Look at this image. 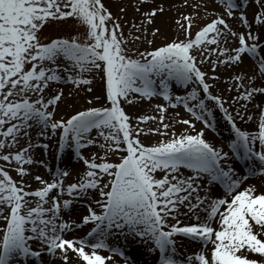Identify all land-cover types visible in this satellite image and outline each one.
Listing matches in <instances>:
<instances>
[{
    "label": "snow or ice",
    "instance_id": "1",
    "mask_svg": "<svg viewBox=\"0 0 264 264\" xmlns=\"http://www.w3.org/2000/svg\"><path fill=\"white\" fill-rule=\"evenodd\" d=\"M144 2L137 0L135 11L140 12ZM208 2L216 0L191 5L214 17L198 27L194 36L196 11L181 15L187 22L180 25L186 39L174 38L150 51L133 47L134 55H129L121 18L113 16L102 0H0V161L6 162L0 165V264H44L42 254L69 264V253L78 264H106L113 254L123 264H139L117 242L129 246L130 240L143 245L141 255L154 257L153 264H264V192L255 184L241 187L250 177H264V0H251L257 6L251 19L250 0H242L243 7L235 0H219L224 15L215 9L209 12ZM163 11L161 5L141 16L146 23H154L157 12ZM68 18L85 31L55 38L42 34L50 21ZM229 19L245 30H236ZM131 26L140 30L138 24ZM159 31L155 28L152 34ZM245 54L253 61L250 72L241 70L228 78L236 82L228 84L236 95H214L213 82L221 79L218 66L239 68ZM205 61L211 75L199 66ZM97 81L102 85L103 105L56 117L64 89L49 92L53 85L71 84L74 90L91 93ZM170 81L183 85V94L173 92ZM132 93L139 97H131ZM157 95L168 106L182 105L194 119L180 122L193 129L195 121H201L215 130L213 108H218L233 134L228 147L244 163V174L228 163L229 152L205 139L204 128L194 134L186 129L180 135L173 130L168 139L142 142V133L168 135L161 131L171 127L163 122L167 106L157 105L160 125L144 129L141 121L157 118L141 115L133 125L121 101ZM100 99L95 95L87 103ZM206 101L214 104L210 107ZM237 121L253 122L256 127L244 130ZM57 136L53 158L59 159L71 148L86 166L83 173H75L73 182L65 183L71 174L68 169L56 167L49 181L25 166L49 170L48 160L37 156L35 149L49 154L52 145L44 141ZM90 145H98L103 154L85 156L81 149ZM121 151L126 154L118 161L107 158ZM7 165L18 180L6 170ZM158 171L163 175L158 177ZM25 177L42 186L32 189ZM215 184L222 187V195L213 194ZM76 203L86 211L74 218ZM181 217L194 222L183 223ZM87 225L91 227L83 236L66 238L68 232ZM183 240L201 247L181 258ZM101 249L109 256L101 254Z\"/></svg>",
    "mask_w": 264,
    "mask_h": 264
},
{
    "label": "rangeland",
    "instance_id": "2",
    "mask_svg": "<svg viewBox=\"0 0 264 264\" xmlns=\"http://www.w3.org/2000/svg\"><path fill=\"white\" fill-rule=\"evenodd\" d=\"M102 2L105 3V5L108 7L109 11H111L113 13V16H118L121 18L119 22L122 25L123 36L126 37L128 40V47H129V53L128 54L129 55H134V53L131 51V48H133V47L136 48L138 51H143V50H149L150 51L151 49L158 47V46H161L162 44L167 43L174 38H178L180 40L186 39L184 29L180 26V25L187 26V22L184 21L183 19H181L182 14L183 15H190L193 11L199 12V16L193 17L195 23L191 27L192 36L195 35V32L198 30V27L203 26L204 24L208 23L212 18H214L212 15H206L203 8L193 9L191 7V5H193V4L203 3L200 0H188L187 4H185L183 2V0H154V2H153L154 7L162 5L163 8L172 7V6L175 8V15L173 16V26L170 28V32L156 36L153 34L149 35L148 33H145L144 28H142V27H140V30L137 31L134 27L131 26L133 24H136V22L130 18V11L133 9L132 4L127 5L125 3V0H102ZM235 2L240 3L242 7L244 6L242 4V0H235ZM215 4H216V7L219 8L220 12L222 14H224L223 5H221L219 3V0H216ZM121 7L124 8L123 12L120 11ZM256 8H257V6L254 3H251V0H250L249 5L247 6L248 16L250 15V13H253V11ZM125 21H128V23H125ZM84 31H85L84 26L78 25L74 19L68 18V19H64V20L50 21L49 23H47L45 25L42 34L49 37V38H55L57 36H71L73 34H76L77 32L83 33ZM136 36H140L141 38L139 40H136L135 43H133L132 41L135 39ZM148 40H152V43L149 44ZM209 47H215V45H209ZM192 51L195 54L197 50L193 49ZM214 57L216 58L215 54H213V56L211 58L213 59ZM197 59L198 60L200 59L199 55H197ZM56 87H62L64 89V99L61 102H59V107L56 111V117L57 118H59V117H65L66 118V116L68 114H71L74 110H82L83 108L88 107V106H97V105H103L104 104V97L101 93L102 85H101V82H99V81H97L92 86L93 92H91V93H85L84 91L74 90V88L71 84L53 85V88L49 89L48 91L51 92ZM170 87H171V90L173 92H176L178 94H183V90H184L183 85H179L175 81H170ZM157 88H158V81H157ZM69 91H73V93H74L73 97H69L67 95V93ZM77 91H78V94H76ZM95 95H100L101 99L99 101L93 100V104L89 105L87 103L88 100H86V98L88 96H95ZM130 95H131V97H139V94H137V93H132ZM29 96L32 98H35L32 93H29ZM154 100H163L164 102L162 104L163 105L165 104V100L163 99L162 96H159V95L153 96L149 100H146L145 98L133 99L131 103H128V102H125L122 100L121 104H122V107L124 108L125 112L127 113V109L130 107V105L132 103H134V102H139V103L145 102L144 107H146L147 109L149 107L153 108L152 111L149 110L151 113L150 117H156L157 119H149L148 121H146L143 128L144 129L157 128L161 122L158 119L159 116L155 113L154 110L158 109L157 105H162V104L159 101H154ZM152 101H154L152 104L146 103V102H152ZM206 103H208V105L210 107L214 104V102H212V101H206ZM63 105H65V107H68V108L63 107ZM173 109H174V112L176 114L178 113L180 117H186V118L190 117L191 119H194L183 108L182 105H179ZM65 110H66V112H65ZM141 111H147V110H141ZM130 118H131V123L133 125H135L134 124V117L133 118L130 117ZM216 118L218 119L217 111H216V108H213V120H214L215 125H216ZM195 122H197V121H195ZM199 123H202V122L199 121ZM200 125H201L200 127L204 128L205 131L208 134H210L219 145H221L223 148H225V150L227 152H229V155L233 156L231 150L228 147L227 142L224 140V137L222 136L217 125H216L215 130L205 128V126H203L204 125L203 123ZM161 131H164V129H161ZM144 134L148 135L147 136V142H144L142 139V142H144L146 145L152 144V143H157L161 139H164V136H162L156 132H147ZM90 136H92V137L96 136V130L95 129L90 133ZM40 139L44 140L43 137H41ZM57 141H58V136L53 137L50 140L44 141V142L52 145V147H50V149L48 150L49 154H44L43 149H40V148L35 149V153L37 156H40L41 158L48 160V162L51 166L49 170H45L43 167H38L35 165H33V166L25 165V166L31 167L32 172H34L36 170H38L41 173L44 172V175H46L47 180H49V181L51 180V174L50 173L52 171H54L56 167L68 169L71 173L69 175V177L70 176L76 177L75 176L76 172L83 173L86 166L83 164L82 160L77 159L73 149H71V148L66 149L64 151L63 155L59 159L53 158L52 153H54V151H55V145H56ZM101 142H103V141L101 140ZM23 144H24V141H21V146H23ZM13 150H16V149H13ZM81 152L85 156H90L91 153H93V152H96L98 155H102L104 150L101 149L98 145H90L86 148L81 149ZM124 154H126V153L122 152V151L120 152L119 155H116L114 153H110L107 158L111 161H118L120 156L124 155ZM5 164H6V162L0 161V165H5ZM6 170L9 171L10 175L13 176L14 179H17V180L19 179L18 174L11 167V165H7ZM38 171H36V172H38ZM189 174H190V172H189ZM162 175H163V172H160V171L157 172L158 177L162 176ZM69 177L65 178V183L71 182ZM29 181H32V180H29ZM216 185L218 188H220L219 184H216ZM30 186L32 189H35L36 187L42 186V185H40L39 182L34 180L33 184ZM95 195H97V198H98V194H95ZM85 211H86V209H85L84 205H82L80 203H76L73 206V217L76 218L79 214H82ZM90 227H91V225H87L83 229L75 230L76 236H83L88 231V229ZM117 242L121 243V245L123 247H125V251H130L133 259L138 261L139 264H153V260L155 259L154 257L148 256V255H141V253L143 252V245L132 244L131 240L129 241L130 247L124 246L122 244V241H117ZM109 243H113V241L110 239ZM99 251L104 256H106V257L109 256V252L107 250L101 249ZM180 254H181V258H182L183 256H187L189 253L186 255L184 253H180ZM113 256L119 257V255H116V254H113Z\"/></svg>",
    "mask_w": 264,
    "mask_h": 264
},
{
    "label": "bare ground",
    "instance_id": "3",
    "mask_svg": "<svg viewBox=\"0 0 264 264\" xmlns=\"http://www.w3.org/2000/svg\"><path fill=\"white\" fill-rule=\"evenodd\" d=\"M201 2H205V0H200ZM137 0H125V3L127 5L132 4L133 5V9L130 11V18L136 22V24L140 25V27L147 29V31H144L145 33H148L149 35L152 34L153 29L158 28L160 31L158 33H156L155 35H161V34H166L170 32V28L173 26V16L175 15V8L172 7H166L164 8L163 12H157V14L154 17V23H146L142 16L141 13L147 10H150L151 8H153L154 4V0H146V2H144L143 4L140 5L141 11L137 12L135 11V5H136ZM158 7V6H157ZM208 10L209 12H212L213 9L216 10L217 13L224 15L220 12L219 8L216 7V4L213 2H208L207 4ZM252 14L250 13L249 15V19L252 18ZM229 23L238 31H244L245 29L242 26H238L237 22L235 19H229ZM262 39H264V35H262L261 37ZM232 47L235 46V44L233 43L231 45ZM222 58V57H221ZM215 59V57L213 58ZM244 63L241 64L239 66V68H236L235 66H233V68H225L223 65L218 66V68L216 69L217 74L221 77V79L219 81H215L214 83V87H212V92L214 95H221L222 97H231L236 95L235 91H229L228 90V84L229 83H236L235 81H230L228 78L231 75H235V74H240L241 70H243L244 72H250V69L252 67L253 61L245 54L244 57ZM201 69L205 72H207L209 75H211L212 73V68L210 66V64L207 63V61L205 63H203L202 65H200ZM257 84L260 83V81H256ZM90 97L92 96H88L86 98V100H88ZM150 98H147L146 100H149ZM259 97L257 98V100L259 101ZM154 101H159L161 104L164 102L163 100H154ZM154 101L152 102H146L149 104H152ZM145 102H134L130 105V107L127 109V114L130 117H134V124H137V120L136 117L141 116V115H148L150 117V111L153 110V108L149 107L148 109L146 107H144ZM166 107V111L163 113L165 119H164V123H168L169 125H171V127L167 130H164L168 133V135L164 136V139H168L171 137L172 131L174 130L175 133L177 135H180L182 133L185 132V130L187 129L188 133L194 134L196 131H199L201 129V125L202 123H199V121L195 122V128H189L188 125H185L183 123H181L180 121H182L183 119H191L186 118V117H180L179 115H177L174 112L173 107L168 106V102L165 101ZM63 107H65V105H63ZM226 107H229V110L232 109V105L230 104H226ZM68 108V107H65ZM176 108V107H175ZM141 110H147V111H141ZM150 110V111H149ZM69 111V110H68ZM67 111V112H68ZM155 113L160 116L161 113L159 112L158 109L154 110ZM217 111V115H218V119L216 118V125L219 128L222 136L224 137V140L227 142L229 141L233 134L229 131L230 125H228L227 121L225 120L223 114L220 112V110L218 108H216ZM66 112V110H65ZM253 112H255V109H253ZM214 122V120H213ZM146 123V121H141L139 126L144 127V124ZM237 124L239 127H241L244 130H253L256 125L253 122H249V121H237ZM205 126V125H203ZM147 134H140L139 138L144 142H147ZM204 136L205 139L208 140L211 144H213L214 147H219L222 148L224 151L225 148H223L221 145H219L215 139L208 134L206 131L204 132ZM258 147V144H257ZM228 163H230L234 168L237 169L238 173L243 175L245 168H244V163L242 161H237L233 156L229 155V160ZM75 165V164H74ZM38 171V170H36ZM34 171L33 174H40L45 180H47L46 175H44V172H36ZM181 171L184 174H189V172L186 169H181ZM157 175V173H156ZM69 177V176H68ZM67 177V178H68ZM25 179L27 180H32L30 181V185L33 184L34 179H32L31 177H25ZM69 179L71 180V182H73L76 177H69ZM202 183H204V181H202ZM248 184H255L257 187L258 191L264 192V177H256V178H252L250 177L248 180L244 181V183L241 185V187H244ZM213 194L215 196H220L223 194V189L220 186V188L217 187V185L215 184L213 186ZM65 218H67L65 216ZM182 220L183 223H191L194 222L193 220H191L189 217H181L180 218ZM174 222V221H172ZM76 236V231H71L68 232L66 234V238H71ZM180 238V239H179ZM177 240H181V237H177ZM33 247H35V244H33ZM201 247V245L199 243H193L191 241L188 240H183V246L179 247V251L180 253H184L185 255L188 253H193L195 251H197L199 248ZM209 247H211V245H209ZM106 252V251H105ZM104 253V252H103ZM70 255V261L69 264H78L77 260L75 259V257L73 256L72 253H69ZM41 259L44 261V264H63V261L60 258H53L51 260H49V257L46 254H42ZM49 260V261H48ZM27 264H31V261H28ZM106 264H123V260L120 257H112V259L107 260Z\"/></svg>",
    "mask_w": 264,
    "mask_h": 264
}]
</instances>
